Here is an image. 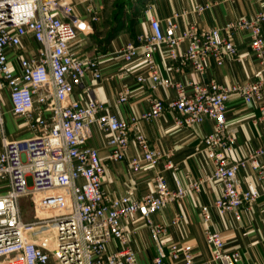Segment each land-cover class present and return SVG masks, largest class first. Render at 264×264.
<instances>
[{
	"label": "built area",
	"instance_id": "obj_1",
	"mask_svg": "<svg viewBox=\"0 0 264 264\" xmlns=\"http://www.w3.org/2000/svg\"><path fill=\"white\" fill-rule=\"evenodd\" d=\"M209 5L196 3L194 11L200 13ZM75 7L68 0H0V264H139L122 225V218L134 213L145 218L155 243L153 264H165L168 256L181 258L183 264H209L196 258L190 244L168 247V225L154 223L150 216L210 181L221 184L215 206L237 218L242 208L250 210L264 196V143L247 156L229 161L235 138L228 132L226 113L232 92L246 102H259L264 109V11L234 18L224 26L203 28L192 23L180 27L179 18L187 15L186 10L173 12L165 23L149 15V31L140 32L136 41L124 43L119 51L128 63L142 52L146 73L136 74L138 84L149 78L152 90L173 87L177 96L167 102L152 96L149 108L122 120L96 97H72L88 73L96 80L104 77L99 56H83L74 48L79 32L86 27ZM101 9L94 20H99ZM239 30L247 32L251 50L262 65L263 72L255 79L233 86L215 81L184 84L161 74L157 55L162 46L168 48L172 60H181L202 73L208 56L221 62L225 56L237 54L234 35ZM27 37L37 47L34 53L22 54L19 50ZM118 76L124 78L125 71ZM121 85L118 102L125 103L132 89L126 82ZM4 87L9 90L14 115L27 123L30 136L10 138L6 134L1 100ZM164 112H173L178 125L213 121L214 130L203 143L214 170L184 184L171 154L152 148L146 134L138 132L134 140L144 160L155 163L168 157L164 167L175 187L158 173L154 189L140 197L127 193L111 196L104 187L105 163L99 149L86 143L91 126L97 124L109 133L111 162L128 160L138 171L142 168L140 159L127 157L130 131L140 121ZM241 168H252L261 187L250 181L242 188L238 178ZM23 198L33 199L39 212L47 214L26 220ZM202 216L205 239L214 258L221 264H238L241 252L227 248L222 234L212 229L208 205L202 207ZM182 218L181 213L176 214L171 223L175 225ZM114 240L121 247L108 251Z\"/></svg>",
	"mask_w": 264,
	"mask_h": 264
},
{
	"label": "crops",
	"instance_id": "obj_2",
	"mask_svg": "<svg viewBox=\"0 0 264 264\" xmlns=\"http://www.w3.org/2000/svg\"><path fill=\"white\" fill-rule=\"evenodd\" d=\"M74 2L75 12L85 21V30L79 32L74 42L77 53L83 56H99L104 72L102 79L96 80L90 73L85 76L82 85L77 86L72 97L88 100L96 97L103 101L118 118L126 120L132 113H139L150 107V97L156 96L169 101L177 96L173 87L152 90L150 79L138 84L135 76L146 73L143 65L142 52L134 61L125 62L121 46L128 41H136L142 31H149V15H153L165 23V19L175 11L186 10L187 15L179 18L180 27L185 23H192L199 28L210 26H224L230 20L246 16L253 17L264 11V0H134L126 7L124 20L130 13V27L120 29L114 36L105 37L102 19L104 4L102 0H68ZM142 1V2H141ZM196 3L206 4L209 7L200 13L194 11ZM101 9L99 20L93 16ZM124 22V21H123ZM264 33V23H263ZM237 47L235 56H225L221 62L208 56L205 60V70L200 73L190 64L170 58L168 48L162 46L157 55L160 71L164 77L182 82L215 81L223 86H233L255 79L262 73V65L254 56L249 45L247 32L239 30L234 35ZM37 43L31 38H25L22 54L34 53ZM185 49V43L182 44ZM14 61H16L14 59ZM125 71L124 78L118 73ZM122 82L131 86L132 94L125 103L118 102V94ZM2 108L5 119V132L10 138H24L32 132L23 119H18L12 111L9 90H1ZM228 132L235 138L233 149L229 152V161L241 159L256 147L264 143V109L259 102H246L239 93L232 92L227 102ZM214 130L213 121L206 119L194 126L178 125L173 112H164L151 119L142 120L130 131V145L127 150L128 159L139 158L142 168L135 171L128 160L111 162L108 159L107 148L108 132L103 131L97 124L91 126V136L86 143L99 149L100 156L105 163L104 187L111 196L131 194L140 197L154 189L155 176L162 173L168 184L174 188V182L169 170L164 166L168 157H161L155 163L143 159L142 150L137 146L134 137L143 132L150 140L152 148L162 154L170 153V159L175 163L182 183L188 184L195 178L204 177L214 170V163L204 151L203 138ZM264 161V156L262 157ZM238 178L242 188H246L250 181L258 184L259 181L252 168L238 170ZM221 194V184L210 181L205 183L201 190H194L177 201L169 204L160 211L151 214L154 223L168 225L166 236L168 247L171 244H190L193 253L200 261H209V264H221L214 258L213 250L207 243L204 235L202 207L208 205L211 213V227L219 231L226 241L227 248H236L241 252L238 264H264V196L260 197L250 210L242 208L241 217L237 218L233 212H220L215 206V200ZM183 218L172 224L176 214ZM122 225L130 235V245L136 252L139 264H153V257L157 250L150 235L145 218L139 213L122 218ZM121 247L118 241L108 244L107 250ZM166 249L169 251V248ZM165 264H183L180 259L166 258Z\"/></svg>",
	"mask_w": 264,
	"mask_h": 264
},
{
	"label": "rangeland",
	"instance_id": "obj_3",
	"mask_svg": "<svg viewBox=\"0 0 264 264\" xmlns=\"http://www.w3.org/2000/svg\"><path fill=\"white\" fill-rule=\"evenodd\" d=\"M121 1L122 0H102L104 4V16L102 19V25L104 27L105 37L107 38L115 26L118 28V30H120L121 28L127 29L130 27V13H128L127 16L128 19L124 20V13L127 14V12L125 11L128 8L122 7ZM21 206L24 218L26 220L37 218L39 217V214H47V212H39V210L35 207V202L31 198H23L21 200ZM51 264L54 263L52 262Z\"/></svg>",
	"mask_w": 264,
	"mask_h": 264
},
{
	"label": "trees",
	"instance_id": "obj_4",
	"mask_svg": "<svg viewBox=\"0 0 264 264\" xmlns=\"http://www.w3.org/2000/svg\"><path fill=\"white\" fill-rule=\"evenodd\" d=\"M134 0H122L121 4L122 7H126L129 3H131ZM118 31V28L115 26L114 29L112 30V32L109 34L110 36H114Z\"/></svg>",
	"mask_w": 264,
	"mask_h": 264
}]
</instances>
